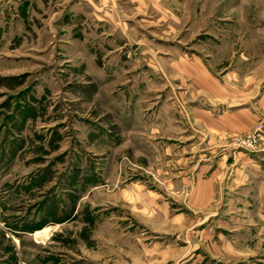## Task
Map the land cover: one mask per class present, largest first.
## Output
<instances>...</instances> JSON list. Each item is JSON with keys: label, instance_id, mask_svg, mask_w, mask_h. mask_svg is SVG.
Masks as SVG:
<instances>
[{"label": "rangeland", "instance_id": "rangeland-1", "mask_svg": "<svg viewBox=\"0 0 264 264\" xmlns=\"http://www.w3.org/2000/svg\"><path fill=\"white\" fill-rule=\"evenodd\" d=\"M181 56L218 80L255 75L264 93V0H0V264L179 262L161 256L184 245L165 218L192 211L173 192L187 190L169 156L189 147L156 126L162 110L198 103L173 97L188 89ZM199 147L196 174L224 170L264 149V123L234 136L229 157L213 147L199 161ZM251 238L239 258H213L204 243L194 253L264 264V226Z\"/></svg>", "mask_w": 264, "mask_h": 264}, {"label": "crops", "instance_id": "crops-1", "mask_svg": "<svg viewBox=\"0 0 264 264\" xmlns=\"http://www.w3.org/2000/svg\"><path fill=\"white\" fill-rule=\"evenodd\" d=\"M75 7L79 8V4ZM177 60L179 66H183L188 72L187 76L183 72L184 80L181 78L182 83L187 81L188 89L173 91V97L181 101L188 97L198 103L181 113L173 111L169 114L167 110H162L161 123L156 129L165 136L172 134V137L177 136L187 142L186 147L189 149H180L178 140L179 149L171 148L169 157L172 158L171 162L183 166L182 170L179 169L178 176H181L182 185L187 190L184 192V188H179L180 191L173 192L179 195L178 199L181 197L188 203L192 212L188 216L176 214L170 220L165 218L168 227L170 225L178 233L176 240L181 239L184 245L179 249L173 242L169 249L161 252V256L178 259L179 262L175 261V264H199L198 253L196 257L194 251L204 243V252L213 258H239L253 251L247 245L254 241L251 238L253 229L264 226V149L251 152L246 158L238 153L228 160L224 170L215 169L207 176L203 167L196 174L194 155L202 145L206 151L199 156L207 157L212 153L213 147H222L223 153L227 150L229 157L228 151L234 136L253 130L259 122L264 123V93L260 94L257 90L259 82L255 75L241 77L230 74L218 80L211 77L200 61L188 56H181ZM191 84L197 88L191 90ZM255 97L258 98L252 101ZM205 104L218 106V112H213L211 107H203ZM166 153L168 156L169 149L161 154V166ZM206 157H200L199 161H208L211 154L209 158ZM222 157L224 161L225 155ZM190 163L193 164L189 166ZM161 172L164 174L163 170ZM223 173L227 174L228 186H223L220 180ZM195 212L204 214L200 222L196 221ZM216 215L219 218L214 225L212 218ZM160 216L165 217L162 214ZM160 216L155 220H159ZM197 223L206 224L195 230ZM216 227L226 229L227 232L217 234L213 231Z\"/></svg>", "mask_w": 264, "mask_h": 264}, {"label": "bare ground", "instance_id": "bare-ground-1", "mask_svg": "<svg viewBox=\"0 0 264 264\" xmlns=\"http://www.w3.org/2000/svg\"><path fill=\"white\" fill-rule=\"evenodd\" d=\"M48 230H49V228L46 227L43 231H39L37 234H38V236L46 235Z\"/></svg>", "mask_w": 264, "mask_h": 264}]
</instances>
